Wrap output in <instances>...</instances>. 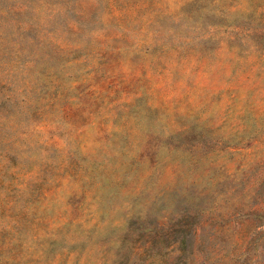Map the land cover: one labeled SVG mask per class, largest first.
<instances>
[{"label":"rangeland","instance_id":"rangeland-1","mask_svg":"<svg viewBox=\"0 0 264 264\" xmlns=\"http://www.w3.org/2000/svg\"><path fill=\"white\" fill-rule=\"evenodd\" d=\"M0 264H264V0H0Z\"/></svg>","mask_w":264,"mask_h":264}]
</instances>
